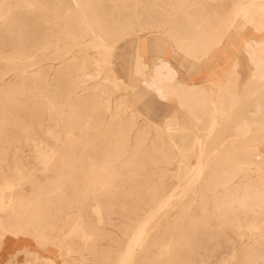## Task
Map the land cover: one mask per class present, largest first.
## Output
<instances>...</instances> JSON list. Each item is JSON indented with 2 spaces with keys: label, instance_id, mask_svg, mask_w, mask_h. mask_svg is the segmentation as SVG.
Returning <instances> with one entry per match:
<instances>
[{
  "label": "rangeland",
  "instance_id": "1",
  "mask_svg": "<svg viewBox=\"0 0 264 264\" xmlns=\"http://www.w3.org/2000/svg\"><path fill=\"white\" fill-rule=\"evenodd\" d=\"M49 1L0 0V10L8 9L0 17V95L5 82L15 76L22 78L0 112V264H52L50 260L53 264H99V254L105 256L106 264H115L134 229L144 224L148 207H153L155 199L167 198L163 208L144 224L143 249L135 248L136 259L147 251V259L140 264H157L158 249L164 250L168 242L167 255L162 258L166 261L176 249L174 264H264V205L257 203L264 199V173L249 171L236 176L228 186L216 190L217 196L226 195L220 202H212L209 196L201 198L198 192H186L185 185L171 178L174 161L183 157L192 170L196 160L206 162L214 154H205L203 145H193L186 154H180L170 143L163 131L164 120L172 117L178 119L181 128L192 129L175 99L163 102L150 93L142 102L134 98L140 81L148 80L143 66L151 69L157 63L146 53L149 39L163 37L178 50L175 40L179 36L170 37L167 30L157 33L140 29L138 13L152 9L165 12L178 26L185 21L176 15L174 3L184 8L188 23L202 27L206 45L211 44L202 56L195 55V59L209 57L205 62L208 78L205 69L189 76L187 64L179 66L171 61L170 50L163 58L178 70L177 80L196 84L194 93L202 89L200 96L204 91L220 96L228 82L230 96L226 101L235 105L232 90L240 93L251 67L241 61L237 71L229 75V63L243 57L246 42L255 49L253 61L263 54L264 0H79L77 9L71 6L69 14L62 10L70 6L68 0L56 6ZM78 9L93 21L92 32L83 36L75 33ZM104 37L108 41L100 39ZM42 69L51 73L59 70V77L68 80L88 75L84 86L96 87L95 102L100 104L108 98L107 110L92 109L94 120L106 123L79 131L67 127L68 108L59 111L55 104L45 101L46 90H36L41 83L35 72ZM3 71H8L5 78H1ZM129 117V138L122 140L114 123ZM194 134L202 138V134ZM225 134L234 137L225 143L230 154L217 150L223 155L220 167L237 166L236 156L241 151H264V141L253 140L252 126ZM114 151L119 155L115 157ZM73 152L82 156L70 155ZM106 160L118 161L109 164ZM149 160L155 161L160 171L152 165L137 170V162ZM147 175L149 183H141ZM53 183L67 204V220L62 224L53 219L47 226L32 218L47 215ZM141 203L146 205L145 211L131 216L130 208ZM189 205L188 212L180 217V211ZM248 226H252V235ZM170 228L174 233L171 238ZM54 235L58 239L49 240ZM176 241L185 244L177 248Z\"/></svg>",
  "mask_w": 264,
  "mask_h": 264
},
{
  "label": "bare ground",
  "instance_id": "2",
  "mask_svg": "<svg viewBox=\"0 0 264 264\" xmlns=\"http://www.w3.org/2000/svg\"><path fill=\"white\" fill-rule=\"evenodd\" d=\"M60 2L61 0H50L48 3L51 6H56L60 4ZM68 2L70 6L67 4L62 9L64 14H69L71 6L72 8L77 9L79 5V0H68ZM172 5L175 7L176 15L180 14L183 16L185 23H179V25L176 26L171 16L166 18L167 15L165 12H156L155 9H152L150 13H147L145 10L138 13L140 20L138 22V27L145 31H154L157 33L167 30L170 34V37H174L175 34H179L178 39L175 40V46L180 52H182L184 55L191 56L192 58H197L198 55L202 56L201 52H204L206 48L211 46V44L206 45L208 41H206V39L204 40L203 36L205 33L202 31V27L196 25L193 22L188 23L185 19L187 14L185 13L184 8L181 6H176L174 3H172ZM7 11L8 9L5 7L1 9L0 17H3ZM15 13L16 12L12 10L11 15L14 16ZM75 18L77 20V26L75 29L76 34L83 36L87 32H92L93 21L90 18L83 16V14L79 12V9L77 10ZM192 19L195 20L196 17H192ZM97 29L99 32H102L101 28ZM100 39H102L103 42L108 41L105 37ZM25 41L27 42V40ZM186 45H188V47L194 51H189ZM242 53L244 54L243 57L242 55L241 58H238L237 56L229 63V75H233L235 73V69L237 71V67L241 61H244L251 67L250 77L241 87L240 93L232 90L231 98L235 100V105L226 101L227 96H230L227 93V89L229 88L228 82L225 86L226 91L220 96L217 95L216 97L215 94L206 91L203 92L204 96H200V91H202V89L199 90L198 93H194L197 88L196 84L177 80V71L172 66L170 61L164 58H156L155 61H157V63H155L151 69L143 66V72L147 75L148 80L142 79L140 81V88L134 95V98L141 102L142 99L148 96L149 93L151 96L163 102H171L172 99L176 100L175 103L177 104V107L180 109V111H182V114L189 119L192 129L181 128L178 125V119L172 117L164 120L163 131L167 134L170 143L178 149L180 154H186L189 150H191L193 145L199 148H201L203 145L204 153L214 154V157L212 160H208L206 162L202 160H196L195 167H193L192 170L189 169L188 160H185L183 157H181L180 160L174 161V173L171 178L178 183L185 185L184 188L186 192H198L201 198H207V196H209L213 198L212 202H220L221 200H225L226 195L224 197H220L219 195L217 196L216 190L218 188H223L225 185L228 186V184H230L231 181L236 178V176L239 175L241 177V175H244V172L247 173L249 171H253L255 173H264V151H261L257 148H253L249 151H241L236 156L237 166L228 164L226 166L220 167L219 165V163L223 161V155L221 152H217V150H219L218 148H220V150L222 149V151L226 154H230V146H226L225 143L226 141H231L234 137V135L225 134L226 132H230L232 130L234 132H238L242 128L252 126L255 131V135L253 136L254 142L258 143L259 141H264V52L260 58L257 57L253 61L255 49L246 42L242 46ZM55 71L56 72L52 71L54 73H51L50 71H45V69H42L39 73L35 72L41 83V88L36 85V90L39 91V93H45L46 90V94H44L45 101L47 104H55L59 111H61L63 108H68L69 118L67 119L66 126H71L73 127L72 129L79 131L83 128H86L85 126L93 127L106 123L104 120H98V122L95 121L93 118L94 114L92 109L96 106L98 108L107 110L108 107L106 104L108 103V98L103 100L100 104L95 102L96 97L93 91L96 89V87L93 88L91 86H84V78H89L88 75H82L79 80H68L66 78L59 77V73L61 71ZM7 73L8 71H3L1 78H5ZM135 73L137 74V72ZM47 77L49 80L45 81ZM19 80H22V78L20 79L19 77L15 76L12 80L10 79L8 82L3 84L0 95L1 113L5 107L4 103L7 100L8 95L11 94L12 90L17 88ZM104 81L105 83L108 82V80ZM97 89L99 90L100 88ZM208 97L212 98L213 102H211ZM142 104L144 105V103ZM214 105L217 106L216 109H214ZM172 113L173 112H171L170 116ZM173 114H175V111ZM131 123V117L125 120L116 121L114 123V127H116V133L121 135L122 140H127L129 138L128 135ZM194 132L202 134V138H197ZM206 141H208V144L205 143ZM85 147L86 145L81 148L84 149ZM70 155L82 156V153L76 154L73 152ZM114 155L116 157V155L119 154L114 151ZM116 161L118 160H106V162L109 164H113ZM148 165L156 167L155 171H160V168H157L156 162L153 160H149L145 163L139 161L137 162L136 167L137 170H142ZM188 175L190 176L188 177ZM149 179H151L150 175L144 176L142 177L141 183L148 184ZM49 190L53 203L51 202V205L47 211V215L37 216L32 218V220L45 222V225L47 223V226H49V221L58 219L60 223L64 224V222L67 220V215L65 214L67 204L66 202H63L64 200L63 197H61V189L53 183ZM147 200H150V196L147 197ZM167 200L168 198L165 200H154L155 204L153 207L149 206L145 212L143 217L144 224L151 217L155 216L156 211L163 208L166 202H168ZM142 201L143 200H141V202ZM257 203L259 205H264V199L258 200ZM145 206L146 205L143 203H141L140 206H132L130 208V215H136L137 217L139 212L145 211ZM190 206L191 205H189L186 210L182 209L180 211V217H182L181 214H186V212H188ZM63 216L64 218H62ZM196 219L198 218L196 217ZM261 223L264 226V211L262 213ZM144 224L134 229L133 235L130 237L125 248L124 254L117 257L115 264H140L142 261L147 259L144 254L147 252L146 250L142 251L144 257L141 256L139 259H136L135 254V248H141L144 244V239L142 236ZM247 228L248 233L252 235V226H248ZM168 232L169 238L174 236L171 228L168 230ZM53 238L56 240L58 239V237L54 235L49 240ZM58 241H61V239ZM51 243L53 244V242ZM183 244L185 243L176 241L175 245H177V248H182ZM168 245L169 242L167 245H165V248H163L164 250H162V247L158 249L157 264H174L176 249L174 252H172V255H169L166 261L162 258L163 255H167ZM97 257L99 264H106L108 262H105L107 259L104 260L105 256L102 254L97 255ZM49 263L53 264L52 260H50ZM63 263L64 262H62V264Z\"/></svg>",
  "mask_w": 264,
  "mask_h": 264
},
{
  "label": "crops",
  "instance_id": "3",
  "mask_svg": "<svg viewBox=\"0 0 264 264\" xmlns=\"http://www.w3.org/2000/svg\"><path fill=\"white\" fill-rule=\"evenodd\" d=\"M220 49H221V47H220ZM167 50L171 51V61H173L175 64H177L179 66L183 65V64L188 65V70H186V73L189 76H192V75L198 73L200 70L205 69L206 73H207V78H208L209 68L206 66L205 62L210 60L209 57L204 56L201 59H195V58L187 57L184 54H182L181 52H179L178 50H176L175 47L173 46V43H171L169 40H167L163 37H154V38L151 37L149 39V43L146 44V53H147V55L150 54L149 60H152V62H154V60H156V58H158V57L163 58V56ZM168 61H170V60H168Z\"/></svg>",
  "mask_w": 264,
  "mask_h": 264
}]
</instances>
